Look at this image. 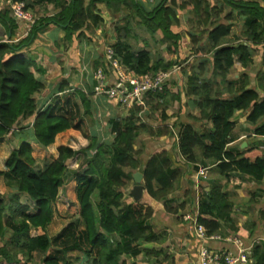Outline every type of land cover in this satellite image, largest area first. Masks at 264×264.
Returning <instances> with one entry per match:
<instances>
[{"label":"trees","instance_id":"trees-1","mask_svg":"<svg viewBox=\"0 0 264 264\" xmlns=\"http://www.w3.org/2000/svg\"><path fill=\"white\" fill-rule=\"evenodd\" d=\"M14 1L23 2L31 12L47 5L56 12L35 20L21 42H7L6 37L13 39L18 21L0 0V25L8 35L0 38V138L6 137L22 117L36 116L31 130H20L23 137L0 171L13 190L9 201L0 192V264H165L166 233L154 229V209L142 202H126L124 189L140 171L150 197L168 200L186 173L169 151L153 153L144 160V150L136 148L141 132L161 137L172 134L173 129L166 123L150 126L142 107L130 108L113 138L106 139L96 132L100 120L91 97L93 89L67 92L69 82L63 80L57 91L62 94L47 107L40 106L36 95L46 85L36 74L41 71L35 59L22 52L51 25L65 31L64 44L69 48L76 39L88 38L110 22L112 47L121 68L143 75L170 71L180 63L184 30H177L183 25L179 11L188 10L187 34L194 45H201L194 61L181 68L188 74L185 93L199 108L195 119L212 126L197 131L191 124L185 125L178 149L187 164L216 166L215 185L200 195L198 221L210 235L238 232L233 191L221 181L231 182L236 173L256 182L264 179V71L258 72L255 86L247 73L239 83L230 81L229 75L237 61L244 67L254 62L256 49L249 44L254 48L264 45V0L263 5L255 0H224L243 22V37L235 38L236 15L223 17L220 7L210 0H159L150 9L139 0ZM101 3L108 8V18L98 6ZM126 11L136 13L140 20L137 28L150 36L143 37V45L132 42L134 38L139 43L140 36ZM103 64L108 67L105 54ZM181 94L169 88L148 94L149 105L161 111V122L169 119L166 112L172 102L181 100ZM247 111H251L247 120L254 127V144L238 152L228 150L234 140L236 113ZM72 129L80 131L88 144L78 149L70 136L68 144L57 148V157L37 169L34 144L48 147L59 134ZM75 158L81 162L80 171L75 173V193L82 227L71 222L60 234L51 236L48 226L53 222L60 190L72 175L67 162ZM21 193L35 202L36 212L31 213L30 206L21 203ZM32 228L38 230L36 235H31ZM251 259V264H264V242L254 246Z\"/></svg>","mask_w":264,"mask_h":264},{"label":"crops","instance_id":"crops-1","mask_svg":"<svg viewBox=\"0 0 264 264\" xmlns=\"http://www.w3.org/2000/svg\"><path fill=\"white\" fill-rule=\"evenodd\" d=\"M143 5V2H147V0H139ZM159 0H148L150 8L154 6ZM212 3L217 4L220 9L223 11L222 16H228L230 14H237V10L228 5L224 0H210ZM260 2L263 5L261 0H255ZM103 5V4H102ZM99 6V4H98ZM146 7V5H144ZM52 5H47L45 7H39L37 10H40V15L37 19L44 16H53L56 12ZM99 8L102 10L101 4ZM51 9H53V13H51ZM104 15L108 18L109 12H104ZM107 13V14H106ZM182 14V15H181ZM179 16L182 20V24L184 27V36L182 40V48L180 50L179 55V64L175 67H179V70L171 76L165 88H169L173 93H177L178 91L182 92L181 100H175L170 105V108L167 110V115L169 119L166 122H160L161 120V111L157 109H153L152 106L148 103V95L146 96L145 106L142 107L145 116L147 119L156 120L157 123L154 124L151 121H147V123L153 128L159 127L162 124H169L173 133L164 135L161 137H156L158 140V145L160 149L156 152L161 151H169L174 155L176 164L185 169L186 173L181 181L180 187L176 190L168 200L158 201L150 197V195L145 191L143 199L140 201L145 204H149L154 209V215L151 220L152 225L156 231L166 233V240L163 243L164 253L167 256V262L165 264H200L199 263V255H200V247L202 241L199 240L195 233V228L192 220H187L188 216H195L199 212V199L200 195L203 191H209L212 186L215 185L218 175L215 171V164H209L206 168V174L202 175L200 173V168L205 167L202 164L196 166L195 164L189 163L187 164L185 158L180 155L178 149L179 142V134L182 128L191 124L197 131H201L204 128L211 127V123L197 121L195 118L199 117L200 111L197 105H195L194 98L186 97V83H187V75H184L181 72V68L190 65L194 59L197 57V49L201 45V42L198 45H194L191 40V37L187 34L188 31V18L190 16L187 9L179 11ZM237 18V15L235 16ZM36 19V20H37ZM224 20H227L224 18ZM238 20L235 19L233 24ZM196 22L199 24L200 28L202 27L198 18H196ZM110 23V22H106ZM196 23V24H197ZM243 23V22H242ZM24 21H18V27L15 30V34L13 37L14 43H19L24 40L31 28L28 30L25 29ZM108 25V24H107ZM33 26V24H31ZM243 26V24H242ZM234 28V27H233ZM110 36V29L106 28H98L95 30L98 35H102L101 40H105L106 30ZM202 29V28H201ZM7 35L6 30L0 25V38H3ZM233 36V35H232ZM65 31L56 25H51L49 28L42 30L39 32L37 38L33 41V43L23 50V54L26 57H33L36 62V67H38L41 71L37 72V76L44 82L46 85V89L36 95V98L40 102V106L47 107L54 98L60 96L62 93H57L58 87L63 80L69 82V89L66 91L69 92L74 90V88H80L88 93L95 84L94 81V72L100 67L103 66L104 54L105 51H101L97 45H94L92 40L93 35L89 34L88 39L75 40L69 48L64 44ZM111 37V36H110ZM239 37H243L242 34ZM206 39V37H205ZM113 40V39H112ZM206 40L204 41V44ZM59 45V47L57 46ZM250 47H253L255 50L254 58L256 55V51L260 54L259 59L261 60V65L259 71H264V45L257 46L254 48L252 44H249ZM189 47V48H188ZM255 63L254 62L249 67H244L240 62H236L234 68L237 70V73L231 76L229 75V79L232 82L239 83L243 80L244 73L249 74L251 78L252 86H255L257 83V74H252L250 71V67ZM174 67V68H175ZM233 68V69H234ZM249 68V69H248ZM232 69V70H233ZM248 69V70H247ZM178 87V89H177ZM95 104L96 115L100 120V124L96 129V132L99 135L107 138V135H111L112 138L115 134L114 130L118 127L120 120L125 117L129 113V108L118 105L114 101H111L107 97L101 96L97 99L92 98ZM104 101L110 102L112 105L111 111L109 112L110 120L106 123L105 131H102L101 118L99 116V111L104 112L105 109L101 110L99 107L101 105L105 106V108L110 105L104 103ZM113 106H117L116 108H122L120 114L116 113V109ZM113 112V114L111 113ZM251 111L247 112H237L235 116V131H234V140L228 144L227 149L232 150L234 152H238L240 150L251 147L254 144L253 132L254 127L248 122L247 118ZM35 115L30 117H22L17 125L11 130V132L4 138H0V171L5 169L6 160L10 156L11 152L17 147L19 140L23 137L20 130L24 127H28V130H31ZM243 124L240 125L239 122ZM239 126V127H238ZM239 128V129H238ZM73 134V135H72ZM80 131L77 130H68L64 133L58 135L56 142L48 147H43L39 144H34V156L37 158V165L43 168L48 162L52 161L58 155L57 148L62 144H68L67 139L70 136H79ZM111 138V139H112ZM82 140V139H81ZM85 140V139H84ZM88 142L87 140H85ZM247 143L245 147H243L244 143ZM137 143V142H136ZM84 147L88 143H84ZM154 152V153H156ZM153 154V153H152ZM81 156H83L81 154ZM79 158L72 159L67 162L68 166L71 170V177L67 181V183L61 188L60 196L55 205V216L53 222L49 225H53L56 219V215L58 212H66V214L71 213L72 216L70 218L64 219V223L61 225L60 230L55 234L58 235L61 231L71 222L79 223L80 219L78 218V209L79 205L76 199V181H75V173L80 171L79 164L81 163ZM241 178V182L244 181L250 183V187H246V184H242L238 182L233 187H231V183L236 179ZM240 180V179H239ZM221 183L226 185L230 191H233V201L235 197H240L242 203H245L243 207H241V211L245 214L243 216L244 219H247L246 214L251 211V208H257V211H264V179L262 182H256L249 178L248 176H240L238 173L234 174L231 182H227L226 180H222ZM135 182L132 180L130 184L126 186L124 189L125 192V201L131 203L134 201L132 195L130 194L131 188L134 186ZM0 192L5 195L6 199L9 201L13 190L7 187L3 176H0ZM20 201L24 205L30 206V212L34 213L37 211V207L35 202H33L26 193L20 194ZM74 204H73V203ZM236 201H234L235 203ZM73 204V205H72ZM185 204L184 208H181V205ZM237 204V202H236ZM235 204L234 212L239 210L240 207ZM179 208L177 213L171 212L175 211ZM181 208V209H180ZM74 209V210H72ZM67 216V215H66ZM234 219H235V215ZM237 226L241 227L243 225L242 222H237ZM48 226V227H49ZM79 227L81 228V223H79ZM240 229V228H239ZM31 235H36L38 230L32 228L30 231ZM224 237L230 236H240L247 244L252 243L256 238L245 239L241 233L242 231L233 232L228 230ZM54 235V236H55ZM260 241L259 243H262ZM211 246L220 248V247H230L231 244L220 241L210 243Z\"/></svg>","mask_w":264,"mask_h":264},{"label":"built area","instance_id":"built-area-1","mask_svg":"<svg viewBox=\"0 0 264 264\" xmlns=\"http://www.w3.org/2000/svg\"><path fill=\"white\" fill-rule=\"evenodd\" d=\"M2 4L11 10V14L17 21L35 23L33 13L25 9L23 2L2 0ZM6 40L14 42L8 37ZM105 58L108 67L100 66L94 72L95 84L91 97L97 99L104 96L129 109L134 106H145L146 96L163 91L171 76L179 70V67H175L170 71L151 72L143 75L126 72L121 68L113 47L106 49ZM40 168V166L37 167V169ZM206 169V167L200 168V173L205 175ZM186 219L192 220L196 236L202 241L199 255L200 264H251L252 250L259 243L258 240L247 244L237 235L230 237H224L218 233L210 235L207 233L205 225L198 221V214L188 216ZM220 241H225L232 246L216 248L210 245V243Z\"/></svg>","mask_w":264,"mask_h":264},{"label":"rangeland","instance_id":"rangeland-1","mask_svg":"<svg viewBox=\"0 0 264 264\" xmlns=\"http://www.w3.org/2000/svg\"><path fill=\"white\" fill-rule=\"evenodd\" d=\"M180 1H183V0H180ZM143 3H144V5H146L147 9H150L148 0H147V2H143ZM102 4L103 3H101L102 10L104 12L105 11L108 12L107 6L105 4H103V5ZM99 6H100V4H99ZM53 9H51V11H52L51 13L54 12ZM40 12H41L40 10H37V12H35V14H33L34 20H36L37 17H39ZM125 15L127 17L131 18V20L133 22V27L138 31V34L140 36L139 43H137L136 42V39H134V38L131 39L132 42L135 43V44H138V45H143V37L146 36L147 38L150 39V36L148 34L146 35L143 32V30H141L140 27L137 28V24H139V21H140L139 20V17L133 11H126L125 12ZM24 24H26L25 25V29L26 30H28V28L32 27L31 26V24H32L31 21H28V22L27 21H24ZM107 24H106L105 27L110 29V23H107ZM242 24H243L242 23V20L238 17V20L234 24V28H233V31H232L233 32L232 33V35H233L232 38H235V37H237V36H239V35L242 34V32H243V26H242ZM184 27L185 26L182 25L180 28H177V30H184ZM187 27H188V25H187ZM102 28H104V27H102ZM90 34L93 35V38L90 37V39L92 40V42L94 43V45H97L100 48L101 51H106V49L108 47H112L113 40L109 36L108 33H106V35H105V40H101V38H99V37H102L101 34L98 35L97 38H95L97 36V32L90 33ZM83 39H85V38H83ZM152 44H153V42H152ZM152 46L154 47V45H152ZM256 52L257 53H256L255 58H254L255 59V63L250 67V69H251L250 71L252 72V74H255L256 72H258V70L260 69V65H261V60L259 59L260 54L258 53V50ZM236 73H237V70L234 68L232 70V73H231V76L230 77H233ZM177 89H178V87H177ZM104 103L110 104V105H108L106 108L103 105H101L99 107L100 110L102 108L105 109L104 112L99 111L100 113H99V116H98V117L101 118V125H102V129L101 130L102 131H105L106 123L110 120L109 112L111 111L110 108H112V105H113V104H111L108 101L107 102L104 101ZM116 107L113 106V108H115L117 110L116 111L117 114H120L122 111H125V110H122V108H118L117 109ZM111 113L113 114V112H111ZM147 121H149V122L151 121L154 124L157 123L156 120L149 119V118L148 119L146 118V122ZM238 123H240V121L237 122V124ZM240 125L243 126L242 123H240ZM73 137H74V140L73 141L76 142L75 145H76V147L78 149H80V148H82V146H84L83 142L84 143H88V142L85 141L86 139L84 140V138L82 137L81 132H80L79 136H73ZM107 138L108 139H111L112 136L111 135H107ZM252 138L254 139V137H252ZM136 148H138L140 150H142V149L144 150V154L142 155V157L144 158V160H146L149 157V155H151L152 153H154L157 150H159L160 149V146L158 145V140H156V137L151 136L150 133H148V132H143L142 131L141 134H140V136H139V138H138V140H137ZM239 179H236L234 182H232L230 186L233 187L236 183L240 182L241 183V186H242V184H246V187L247 188L250 187V183H248V182L243 183L244 181L241 182V178H239ZM234 201L237 202V204L235 202V204L238 205L237 207H240L239 210H236L234 212V215H235V220L237 222H242L243 223V225L241 227H239L240 228L239 231H242L241 235L245 239L256 238L255 240H258L259 242L260 241H263L264 240V211L263 210L262 211L261 210L257 211V208L256 207L255 208H251V211H249L246 214L247 219H244L243 216H245V214L241 211V207H243L245 203H242V200H241L240 197H235ZM72 210H74V209H72ZM71 213L66 214V212H63V213L58 212L57 215H56L57 217L55 219V222L53 223V225H51V226L48 227L49 235L54 236L60 230L61 225L64 223L63 220L64 219H67V217L70 218V216H72ZM2 245H3V242L0 241V246H2ZM18 258L19 259H22V256H18ZM5 264H8V263H5Z\"/></svg>","mask_w":264,"mask_h":264},{"label":"water","instance_id":"water-1","mask_svg":"<svg viewBox=\"0 0 264 264\" xmlns=\"http://www.w3.org/2000/svg\"><path fill=\"white\" fill-rule=\"evenodd\" d=\"M246 142L244 143L243 147L246 146ZM134 179V186L130 190V194L132 195L135 202H140L143 199L144 193L146 191L144 185V174L140 171H137L133 175Z\"/></svg>","mask_w":264,"mask_h":264}]
</instances>
